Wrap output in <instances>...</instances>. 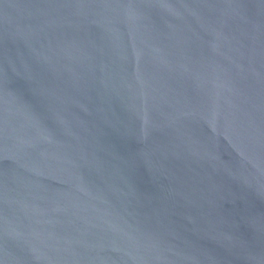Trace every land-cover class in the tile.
<instances>
[{
  "label": "water",
  "instance_id": "1",
  "mask_svg": "<svg viewBox=\"0 0 264 264\" xmlns=\"http://www.w3.org/2000/svg\"><path fill=\"white\" fill-rule=\"evenodd\" d=\"M0 264H264V0H0Z\"/></svg>",
  "mask_w": 264,
  "mask_h": 264
}]
</instances>
